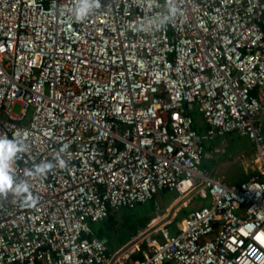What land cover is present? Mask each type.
Listing matches in <instances>:
<instances>
[{"label": "built area", "instance_id": "1", "mask_svg": "<svg viewBox=\"0 0 264 264\" xmlns=\"http://www.w3.org/2000/svg\"><path fill=\"white\" fill-rule=\"evenodd\" d=\"M100 4L77 21L80 0H0V136L27 145L14 173L38 200L0 195V264H264V0ZM232 133L257 165L228 184L199 166ZM161 191L209 204L143 250L90 229Z\"/></svg>", "mask_w": 264, "mask_h": 264}, {"label": "rangeland", "instance_id": "2", "mask_svg": "<svg viewBox=\"0 0 264 264\" xmlns=\"http://www.w3.org/2000/svg\"><path fill=\"white\" fill-rule=\"evenodd\" d=\"M20 111L19 105H14L12 108L13 114H18ZM262 110L259 112L258 117L261 119ZM32 115V108L27 112V116ZM199 120H202V115H198ZM28 120V118H27ZM264 135V120L261 119ZM213 145L215 148L221 149L219 153L216 151H210V157L212 159H207L206 157L203 160V163L199 166L201 169L208 168L212 171H216L220 177L224 175V182L228 184L239 183L249 176L256 169L257 161L255 160L252 164V160H246L244 164L240 159V154H243L247 157H254L255 147L254 145L246 138L240 137L237 134H229L222 138L216 139L214 143L206 145V148L210 145ZM226 160L227 163L224 164ZM247 162V163H246ZM255 171V170H254ZM206 205L208 202H205ZM148 204V205H147ZM146 206L138 207L134 211L128 212L127 219L122 215L121 212L116 214V223H115V232L114 237L112 238H124L127 240L130 235H132L131 241H134L130 246L135 248H141L145 243L144 239L147 238V235L141 236L143 232H138L146 226V222L154 215L153 207L149 203ZM124 224V225H122ZM89 227L93 233L97 230L96 223H90ZM138 232V233H137ZM153 232V231H150ZM112 236V235H111ZM136 239V240H135ZM109 248L113 247L112 242H110ZM113 249V248H112ZM130 249V248H129ZM114 252V251H113ZM112 252V253H113Z\"/></svg>", "mask_w": 264, "mask_h": 264}, {"label": "crops", "instance_id": "3", "mask_svg": "<svg viewBox=\"0 0 264 264\" xmlns=\"http://www.w3.org/2000/svg\"><path fill=\"white\" fill-rule=\"evenodd\" d=\"M253 95L255 97L259 98V100L261 102V106H262L261 110L263 113L261 116V119L264 120V91H261V92L255 91L253 93ZM261 119H259V120H260V123L262 125ZM262 129H263V127H262ZM232 134H235V133H232ZM263 137H264V135H263ZM214 142H212V143H214ZM210 151H213V152L216 151L217 153H219V151H221V149L215 148L211 144L209 147L206 148V153H205L204 158L206 157L207 159H212L210 157V154H209ZM204 158H203V160H204ZM240 159L243 162L242 164H244L246 160L253 159L252 160V164H253V162L256 160V151H255L254 157H247L243 154H240ZM225 163H227L226 160L224 161V164ZM204 170H208L211 174H213L214 176H216V177H218L224 181V175L222 177H220V175H218L216 173V171H212L208 168H205ZM254 170H256V169H253V171ZM253 171H251V172H253ZM251 174H249V175H251ZM247 177H249V176H247ZM246 178H244V179H246ZM206 201L209 204V199H202L201 197H199L197 195H190V196H187L185 198H181V197H179L177 192L161 191L156 195L154 201L149 202L151 207L154 208L153 209L154 215L151 216V218L146 222V226L138 232H143L142 235H147L156 225L164 224V225H167V228L169 229L171 234H175L178 231V224L183 219H185L190 212H192L193 210H195L201 206H205ZM146 204L141 205V207L146 206ZM149 236L159 238L158 235L154 231L151 232L150 234H148L146 237H149ZM131 238H132V235H130V237L127 240H125L122 237L118 238V239H116V238L112 239L111 242L113 244V247H112L113 249L109 248L110 252L112 253L113 251H116L117 249L129 244L130 242H132Z\"/></svg>", "mask_w": 264, "mask_h": 264}, {"label": "clouds", "instance_id": "4", "mask_svg": "<svg viewBox=\"0 0 264 264\" xmlns=\"http://www.w3.org/2000/svg\"><path fill=\"white\" fill-rule=\"evenodd\" d=\"M101 7L100 0H80V6L76 9L74 15L77 21H81L87 17L93 8ZM172 14L177 11L172 8ZM27 145L18 137L9 139L7 136H0V195H12L21 199L22 206L35 207L38 203L37 198L32 194L30 185L26 181H17L14 173V162L18 159L19 154L26 150ZM59 166L64 167L65 161H58ZM53 164L42 162L31 169L26 175L43 176L52 168ZM251 227V226H249Z\"/></svg>", "mask_w": 264, "mask_h": 264}, {"label": "trees", "instance_id": "5", "mask_svg": "<svg viewBox=\"0 0 264 264\" xmlns=\"http://www.w3.org/2000/svg\"><path fill=\"white\" fill-rule=\"evenodd\" d=\"M191 115H192L193 120H194L195 129L197 130V132L199 134H202L207 129V126L204 122L203 117H202V120H199V118H198V115L201 116V113L196 109L193 112H191ZM119 212H121L122 215L127 219V214H128V212H131V210L123 209V210L118 211V212H111L105 220H103L99 223H96L97 230L94 232V235L97 238H106L109 242L108 246H109L111 240L114 239L112 237H114V232H115L116 214ZM122 225H124V224H122ZM144 247H145V243L141 246V250H143ZM133 259H142L141 252H137L133 256Z\"/></svg>", "mask_w": 264, "mask_h": 264}, {"label": "water", "instance_id": "6", "mask_svg": "<svg viewBox=\"0 0 264 264\" xmlns=\"http://www.w3.org/2000/svg\"><path fill=\"white\" fill-rule=\"evenodd\" d=\"M144 236V235H142ZM136 240V239H135ZM132 243H134V241L130 242L129 244H127L124 248H127L128 246H130Z\"/></svg>", "mask_w": 264, "mask_h": 264}]
</instances>
